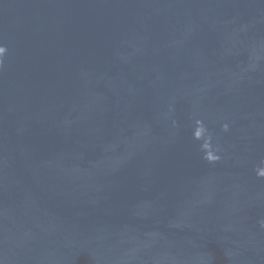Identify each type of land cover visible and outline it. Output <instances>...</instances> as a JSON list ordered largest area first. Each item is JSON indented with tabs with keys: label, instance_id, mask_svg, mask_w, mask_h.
Wrapping results in <instances>:
<instances>
[{
	"label": "water",
	"instance_id": "95a60500",
	"mask_svg": "<svg viewBox=\"0 0 264 264\" xmlns=\"http://www.w3.org/2000/svg\"><path fill=\"white\" fill-rule=\"evenodd\" d=\"M0 264H264V0H0Z\"/></svg>",
	"mask_w": 264,
	"mask_h": 264
}]
</instances>
